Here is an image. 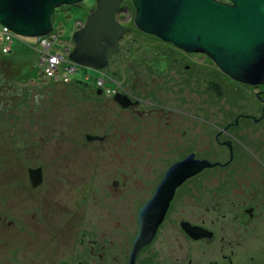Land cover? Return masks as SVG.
I'll use <instances>...</instances> for the list:
<instances>
[{
	"label": "flooded vegetation",
	"instance_id": "flooded-vegetation-1",
	"mask_svg": "<svg viewBox=\"0 0 264 264\" xmlns=\"http://www.w3.org/2000/svg\"><path fill=\"white\" fill-rule=\"evenodd\" d=\"M219 1L230 3V0ZM130 2L131 5L126 0H122L116 11V19L124 29L120 41H123L124 36H127L130 29H132L134 32L133 41H138L141 45L146 46L147 49H149L148 45L151 41L157 43L155 47L158 46L157 51H153L156 52L154 57L143 56L132 59L135 61V64L132 65L133 69L142 76L140 85L131 84L127 89L121 88L124 86L121 81L128 82L124 79L121 80L119 70H122V68L115 70L114 67L111 70L109 69L108 72L106 71L108 67H106L101 70H93L98 76L97 83H91L87 80L85 82H74V85L69 84L66 86V91H73L79 100L85 101L95 98L98 103L110 100L120 111H126L125 132H127L128 138L135 140L134 142L131 141V148L128 147L129 149L125 151H118V149L109 151V158L119 161L120 167H115L116 172L121 176L125 174L132 176L138 171L137 168L139 166H122V163L133 160V149L136 151L138 148L145 149L141 147V141H147L146 147L150 148L149 151L156 150L159 151L158 153H161L162 144L167 145L166 143L175 142L173 138H176L178 133L174 132V136H169L172 132L166 130V133L162 130L161 122L168 129L170 125H176L175 118L172 117H176L173 112L178 111L182 116L185 113L183 114L182 111L176 110L174 107V109H170L171 107L168 106V113L163 112V116H161V109L163 111L166 109V105L161 104V90H163L161 86L169 83L175 91L176 84H179L180 87L182 82H185L182 81V73L189 77L188 82H186L188 85L185 86H190L191 84L192 88L195 89L199 86V83H202L203 90L210 91L218 97L224 94L220 80L228 81L234 85L235 89H243L245 92L252 90L254 92L253 97L248 92V95L242 92L241 100L246 96L247 99L252 100L239 103V106H243L241 109L244 108L245 104H248L246 106L247 109H244L243 113L236 116L232 122L226 124L214 134L215 142L220 147L227 148L228 160L224 162L214 161L218 162V164L204 170L218 169L219 171H224L230 168V164L235 160V155L241 157L244 163L248 162L247 153L260 157L259 150L255 154L245 145L243 146L245 152L242 153L240 144L235 145L233 143L234 137L228 138L229 134H226V132L231 126H237L241 119H244L245 123L246 121H252L254 124L248 126H252L253 130H256L257 125H261L264 122V84L239 83L221 72L217 71L218 74H214L215 63L209 58L210 56L201 52L185 53L177 48L179 50L178 54H168L161 51V43L170 45V50L174 49V46L162 42L155 35L138 29L134 20L136 9L133 0ZM93 4H95V0ZM94 8L86 6L81 9L80 15L83 20L76 22V24L79 23L81 25ZM129 12L133 13L130 14ZM124 15L130 16L128 21H125L127 17H123ZM129 21L130 23H128ZM69 41L71 52L74 45L71 39ZM129 50L132 51L131 49ZM118 51L117 49V52L112 54L116 55L119 53ZM184 60L188 62H183ZM113 61H116V59L113 58ZM182 62L184 63L183 72H178L180 69L178 67H181ZM216 69L219 70L217 66ZM174 77L179 79L171 82ZM215 88L220 93L219 95H217ZM124 97L128 100L127 107L120 105V100L124 101ZM259 103L262 105L261 115L257 117L253 112L258 111ZM229 104L233 105L234 103ZM219 108L221 109L222 107ZM194 113L193 116L197 117V114L194 115ZM23 121L19 118L16 119L19 124ZM205 126L207 127L206 124ZM224 135H227V137L223 140ZM88 136H85V140L90 142L87 140ZM103 140L104 138L94 141ZM117 143L118 141H116ZM193 155L195 158V154ZM258 157L256 158L259 161ZM0 160H2L1 156ZM52 162L53 160H49L47 164L49 165ZM175 162H172L164 171L160 181L163 179L165 172ZM30 168L41 169L42 180L37 186L30 181L28 173ZM45 168L43 165L28 167L25 172L26 180L24 181L13 183L0 181V264H6L8 258H13L21 264H53V261L60 253L66 256L60 258L55 264H130L135 237H137L139 232L140 223L138 216L140 209L154 195L160 181L154 187L151 195L137 208L136 229L123 230L120 220L131 213L118 210L116 199H118V193L128 189V183L120 182L118 179L112 180L108 187L101 189V192H97L94 183L92 185L86 183L87 180H91L94 174L87 173L78 185L80 190L88 187L89 193L87 197L78 202L81 197L72 196L70 188L73 185H70L72 182L68 181L63 196L54 198V194L52 195L51 193V187H45V185L42 187L46 176L48 178V175L44 172ZM255 169L256 171H252L246 165L243 166V169L241 168L244 176L249 174V180L254 182L242 181L236 183V185L227 184L222 187L218 184H210L207 195L203 198L201 204L203 205L204 214H198L197 212L185 214L182 212V217L178 221L179 232L170 237H161L162 225L167 218L165 213L163 220L157 225L151 240L141 246L136 252L133 264H161L162 248L165 249L164 253L167 255L176 254L171 261L166 258L165 264H264V259L260 257V254L264 256V175H260L262 172L260 169ZM57 173L58 180H64L68 177L66 171L61 173L60 170H57ZM0 174H4L1 168ZM199 174L190 178H194ZM233 179L234 177H230L229 181ZM186 182L185 180L176 188L173 200L177 197L180 187ZM62 185L60 181V186ZM118 185L123 187L121 192H119ZM107 189H109V197L106 196ZM90 192L94 193L92 196L94 200L92 208L89 207L91 201ZM69 193L71 198L64 197ZM40 200L42 201L40 204L42 208L39 209L36 204ZM107 216L110 217L112 228L101 229V221L103 217ZM86 221L90 225L88 228L85 227ZM182 223H189L190 227H194V229L189 232L183 227ZM76 236H78V240H75V242L78 244L76 246L74 244L67 246L68 243L74 242ZM65 237L69 239V242L59 246L60 239ZM167 246L171 250L169 253L166 251ZM157 252L160 254V258L153 260V254ZM3 254L7 256L2 258ZM86 254H90L93 257L91 259L87 258ZM84 259L86 261H83Z\"/></svg>",
	"mask_w": 264,
	"mask_h": 264
},
{
	"label": "rangeland",
	"instance_id": "rangeland-1",
	"mask_svg": "<svg viewBox=\"0 0 264 264\" xmlns=\"http://www.w3.org/2000/svg\"><path fill=\"white\" fill-rule=\"evenodd\" d=\"M126 1L131 5V0ZM93 3L94 0H82L76 5H62L55 8L51 16L53 33L57 34V31H60L58 40L61 41L60 44L56 43V47L63 48L66 42H68V48L70 47L69 40L72 38L74 30L80 25L76 22L83 20L80 10L86 6L94 8L95 4ZM123 17H127L125 21H128L130 16L124 15ZM125 36L123 41H119V53L108 56L109 66L107 65L108 69L106 71L109 72V69L111 70L114 67L115 70L122 68V70H119L121 80L124 79L128 82L121 81L122 85L124 84L121 88L127 89L131 84L140 85L142 80V76L132 67L135 64L132 59L143 56L154 57L156 52L153 51H157L158 46L155 47L157 43L150 40L149 50L138 41H133L134 32L132 29ZM34 43L35 39L33 37L17 36L14 38L12 50L8 55H3L0 48V57H4L3 59L0 58V82L4 85L3 90H8L6 94H0V156L2 159L0 160V168L4 173L0 174V181L6 183L24 181L26 180L25 172L28 167L43 165V167H46L44 172L48 175V178L46 176L42 187L44 185L45 187H51L54 198L62 197L65 187L70 181L72 182L70 185H73L70 188L72 196L81 197L78 200L80 202L89 193L88 187L84 190H80L78 187L79 182L84 179L83 177L87 173L94 174L91 180H87L86 183L91 185L94 183L97 192H101V189L108 187L112 180L118 179L120 182L129 184L128 189L124 191H122L123 187L118 185L119 192H122L118 193L116 204L118 210L131 213L120 220L123 230H131L136 229L137 208L151 195L164 171L172 162L184 159L189 153H192L189 155L195 154L198 157L195 158L198 160H207L215 165L218 162L214 161L224 162L228 160L227 148L220 147L215 142L214 134L226 124L232 122L236 116L243 113L244 109H247L248 104L244 103L245 106L241 109L243 106H239V103L252 100L247 99V96L243 100L240 98H242V92L253 97L254 92L252 90H247V94L243 89H235L234 85L228 81L220 80L224 94L218 97L210 91L203 90L202 83H199V86L195 89L192 88L191 84L185 86L188 85L186 82H188L189 77L183 73L182 81L185 82H182L180 87L179 84H176L175 91L172 85L165 83L161 86V89H163L161 90V104L166 105V109L165 111L161 109V116H163V112L168 113V106L171 107L170 109L175 108L185 114L182 116L178 111L173 112L178 117L172 116L175 118L176 125H170V128L166 129L163 122H161V129L166 133V130H170L172 133L169 136L171 137L174 136V132H177L178 136L176 134L177 137L173 138L175 139L174 143L162 144L161 153L156 150L149 151L150 148L146 147L147 141H141L140 145L145 149L138 148L137 151L133 149V160L122 163V166H139L138 171L135 173L132 170L135 173L132 176L128 174L121 176L115 169L116 166L120 167L119 161L111 160L109 151L113 149L125 151L129 149L131 141L134 142L135 140L128 138L127 132H125L126 111H120L110 100L101 101L100 103L95 98L85 101L79 100L73 91H66L67 85L51 84V81L46 80L47 78L41 74V57H38L36 50L30 45ZM170 47V45L161 43V51L168 54L179 53L180 49L177 50L178 48L173 47L174 49L170 50ZM56 52L60 54L63 49L56 50ZM113 58L116 61H113ZM67 62L65 60L60 65V71L67 66H71ZM183 62L181 67H178L180 68L178 72H183ZM136 68L138 69V67ZM214 68V74L217 75V71L223 73L217 70L216 66ZM70 77L73 82L89 80L91 83H97L98 76L92 69L77 66L76 72L71 74ZM14 79L18 80L19 83L16 84ZM176 79L179 78L174 77L171 82L176 81ZM71 85H74V83ZM228 103L234 104L228 105ZM261 107L262 105H260L257 112H253L257 117L261 115ZM3 108L6 109L3 111ZM193 113L194 115L197 114V117L193 116ZM17 118L24 121L14 125L13 121L16 122ZM29 124H35L36 126L33 125V133L28 132L29 134H27L25 127H31ZM251 124L254 123L252 121H246L245 123L244 119H241L239 124L231 126L226 134H229L228 138L234 137L233 143L235 145L240 144L242 153L245 152L243 148L245 145L255 154L259 150L261 156H253L247 153L248 162L244 163L241 157L235 155V160L230 164V168L224 171L218 169L204 170V168V171L199 172L198 176L186 180L187 182L177 192V197L174 200L172 199L168 205L167 218L162 225L161 237H170L179 232L178 221L182 217V212L185 214L191 212L204 214L203 205L201 204L203 198L207 195L210 184H218L222 187L227 184L236 185V183L242 181L254 182L249 180V174L244 176L241 170L244 165L251 168L252 171H256L255 168L260 169L262 171L260 175H264V122L257 125L256 130H253L252 126H248ZM87 134L98 135L104 140L87 142L85 140ZM226 137L227 135H224L222 139L224 140ZM116 141H118L117 144ZM49 160H53V162L48 165ZM53 166L56 167L53 168ZM57 170H60L61 173L66 171L68 177L64 180H58ZM230 177H234V179L229 181ZM60 181L63 184L62 186H60ZM255 181L257 180L255 179ZM60 187L61 189H59ZM106 194L107 197L110 196L109 189L106 190ZM93 195L94 193L90 192L89 207L91 208L94 202ZM70 196L69 193L64 197L71 198ZM41 202L40 200L36 204L39 209L42 208ZM88 224L89 222L86 221V228L90 226ZM111 225L110 217H103L100 224L101 229H111ZM75 240H78V236L75 237L74 242L70 243H68L69 239L67 237L61 238L58 245L62 246L63 243H68L67 246L73 244L76 246L78 243ZM153 247L155 248V246ZM164 251L165 249L162 248L161 264H165L166 258L171 261L176 256V254L167 255ZM166 251L171 252L168 246ZM6 256V254H3L2 258ZM65 256V254L60 253L53 264ZM86 256L90 259L93 257L90 254H86ZM260 257L264 259L262 254H260ZM159 258L160 254L158 252L153 254V260ZM6 264L21 263L13 258H8Z\"/></svg>",
	"mask_w": 264,
	"mask_h": 264
},
{
	"label": "water",
	"instance_id": "water-1",
	"mask_svg": "<svg viewBox=\"0 0 264 264\" xmlns=\"http://www.w3.org/2000/svg\"><path fill=\"white\" fill-rule=\"evenodd\" d=\"M82 0H0V25L15 35H49L55 8ZM122 0H95V8L72 35L69 60L79 67L101 70L108 56L117 52L123 26L116 19ZM138 29L157 36L184 52L210 56L220 71L245 84H264V0H133ZM81 82V81H79ZM217 95L220 93L215 88ZM122 107L128 106L124 97ZM102 139L88 136V141ZM217 165V164H216ZM215 164L194 155L175 162L165 172L154 195L139 212V233L130 264L141 246L148 243L168 209L174 192L185 180ZM30 181L41 183V169H28ZM158 207V208H157ZM189 232V223H182Z\"/></svg>",
	"mask_w": 264,
	"mask_h": 264
},
{
	"label": "built area",
	"instance_id": "built-area-1",
	"mask_svg": "<svg viewBox=\"0 0 264 264\" xmlns=\"http://www.w3.org/2000/svg\"><path fill=\"white\" fill-rule=\"evenodd\" d=\"M14 39V35L10 32L7 27H0V42L2 43V50L7 53L11 48V43ZM57 38L54 36L50 37H38L35 39L36 46L40 48L41 56V71L42 75L47 79H53L55 81H63L67 83L69 81L68 74L75 70V65L71 62V66H67L60 71V65L65 62L62 56L58 57V54H52L51 48ZM61 41H59V44ZM63 52L66 48L63 47ZM48 50V51H46Z\"/></svg>",
	"mask_w": 264,
	"mask_h": 264
},
{
	"label": "bare ground",
	"instance_id": "bare-ground-1",
	"mask_svg": "<svg viewBox=\"0 0 264 264\" xmlns=\"http://www.w3.org/2000/svg\"><path fill=\"white\" fill-rule=\"evenodd\" d=\"M73 45H74V44H73ZM68 50H70V47H69ZM68 50L64 52V53H66V57H67V59L69 58ZM57 56L60 57L59 55H57ZM75 72H76V69H75L73 72L69 73V74H68L69 78H71V77H70L71 74H74ZM4 90H6V89H4ZM4 90L2 89V93H3V94H6V92H7L8 90H7V91H4ZM16 123H18V122L13 121V124H14V125H15ZM33 125L36 126L35 124H31V125L29 124V126H31V127H28V128L25 127L26 130H25V129H24V130L27 132V134H29V133H33V132H32V131H34V127H33ZM28 132H29V133H28ZM10 147H11V146H10ZM157 208H158V207H157Z\"/></svg>",
	"mask_w": 264,
	"mask_h": 264
},
{
	"label": "trees",
	"instance_id": "trees-1",
	"mask_svg": "<svg viewBox=\"0 0 264 264\" xmlns=\"http://www.w3.org/2000/svg\"><path fill=\"white\" fill-rule=\"evenodd\" d=\"M72 6V5H71ZM1 59H3L4 57H0ZM15 80V79H14ZM16 84L19 83L18 80H15L14 81ZM74 83V82H73ZM73 83H70V84H73ZM51 84H53V82H51ZM64 85H69V84H64ZM4 88V85L0 82V94H2V89ZM32 92V90H31ZM38 96V95H36ZM6 108H3L2 110L4 111Z\"/></svg>",
	"mask_w": 264,
	"mask_h": 264
}]
</instances>
